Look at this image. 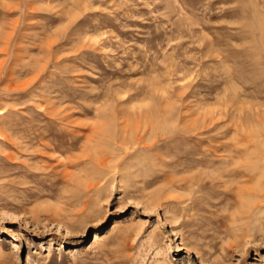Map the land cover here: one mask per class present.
Masks as SVG:
<instances>
[{
  "label": "rangeland",
  "instance_id": "1",
  "mask_svg": "<svg viewBox=\"0 0 264 264\" xmlns=\"http://www.w3.org/2000/svg\"><path fill=\"white\" fill-rule=\"evenodd\" d=\"M257 141L264 0H0V264H264Z\"/></svg>",
  "mask_w": 264,
  "mask_h": 264
},
{
  "label": "bare ground",
  "instance_id": "2",
  "mask_svg": "<svg viewBox=\"0 0 264 264\" xmlns=\"http://www.w3.org/2000/svg\"><path fill=\"white\" fill-rule=\"evenodd\" d=\"M140 115H141V117H142V114L141 113H139ZM151 117V116H150ZM145 118V117H144ZM136 119H134V121H135ZM145 120V119H144ZM142 121V120H141ZM129 123H130V121H128ZM127 122V123H128ZM126 123V122H125ZM131 123H134V122H132L131 121ZM153 123V122H152ZM151 123V124H152ZM139 124H141V122L139 123ZM145 124V123H144ZM146 124H148V123H146ZM132 125V124H131ZM130 126V125H129ZM141 126L142 125H134V126H130V129H128L127 131H129V130H131V134L133 133V135L131 136V137H133L134 136V134L135 133H137V135H138V133H140V131H141ZM146 128H148V127H144V129H143V132H145L147 129ZM202 129H207V127H202ZM145 130V131H144ZM117 135V134H116ZM134 138V137H133ZM115 139V138H114ZM254 139V138H253ZM250 140V139H249ZM142 141H143V139H142V137L141 138H138L137 140H136V142L138 143V144H141L142 143ZM254 144H256L255 146H259L260 147V149H259V147H257V150L260 152V156H259V158H260V160H262V161H264V143H261V142H259L258 143V141L257 142H255ZM243 145V144H242ZM46 146V145H45ZM222 147V146H221ZM243 147V146H242ZM245 148V147H244ZM232 149V148H231ZM224 150V149H223ZM241 152V151H240ZM228 153H230V152H228ZM230 155H231V153H230ZM228 156V155H227ZM97 160H99L100 162H102V163H105L106 161H105V159H102V158H96ZM257 159H258V157H257ZM201 163H202V161H200ZM101 163V164H102ZM255 168H257L256 167V165H251L250 167L249 166H247V170L246 171H242V170H237L236 172H238L239 173V175H242L244 172V174L245 175H248V173L250 174V172H254L255 171ZM236 174V173H235ZM231 175V174H230ZM234 177V176H233ZM236 177V176H235Z\"/></svg>",
  "mask_w": 264,
  "mask_h": 264
}]
</instances>
